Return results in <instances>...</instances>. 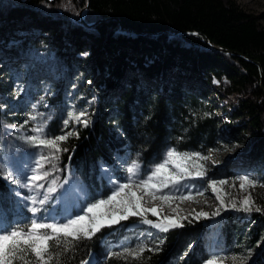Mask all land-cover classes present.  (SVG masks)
Segmentation results:
<instances>
[{
	"label": "rangeland",
	"instance_id": "rangeland-1",
	"mask_svg": "<svg viewBox=\"0 0 264 264\" xmlns=\"http://www.w3.org/2000/svg\"><path fill=\"white\" fill-rule=\"evenodd\" d=\"M221 2L225 6H234L241 17L250 21L264 38V0ZM88 4L89 0L86 6ZM85 14L86 12L84 16ZM32 18H37L33 12L21 15L8 14L0 18V88L4 90L3 95H0V177L8 183L9 192L14 193L27 214V219L18 223L16 229L30 227L34 219L41 223L61 221L66 223L68 218L75 219L77 214L90 218L92 214L81 212V207L86 208L89 203L106 199L119 184L133 185L132 183H138L142 178L147 180L158 165L168 160L167 153L172 151L180 157H192L189 160L173 158L181 169L192 175L180 180L179 183L162 188L159 193L157 187L161 186V182L173 178L169 170L176 173L177 177L185 175V171L173 167V163L170 162L166 170L153 177L150 183L154 186L126 189L129 193H136L137 197L143 196L140 201V211L143 215L129 216L127 220L104 226L92 234L91 237L99 233L98 243L104 248L103 253L108 255L118 251L133 255L141 249L149 248L150 244H159L163 231L154 225L160 220L164 221L158 217H168L178 219L181 224L189 220L205 224V232L199 239V245L206 253L201 264H208L209 261H213L214 264H241L242 260L245 264H264V144L257 141L260 134L253 128L247 113L242 111L241 104L250 105L252 102L253 119L259 117L258 122L262 129L264 111L261 110L259 100L253 93L255 84L239 79L243 70L232 57L237 55H231L209 45L208 48H203L208 52L218 53L227 67L234 68V72L228 68L230 76H227L226 72H219L220 68L216 65L214 73L210 74L211 85L204 86L202 96L200 94L197 96V104L193 109L189 108V111L195 112L192 113L194 120L200 116L199 118L214 124L215 135L209 143L194 148L179 142V145H175L173 139L181 140L182 136L169 137L168 142L171 143L162 148L158 157L145 162L143 150L150 142L147 136H136L135 143H130L132 149L127 146L126 141H121L118 149L111 150L109 162L97 161L94 169L95 179L90 178L89 185L80 177L76 167L71 166V163L63 158L66 151L62 150L55 153L58 159L45 162L40 170L41 173L44 171L50 173L48 177L38 181L43 185L42 188L22 187V184H28L26 177L33 174L36 161L41 156L53 155L49 148L36 147L29 137H58L68 132L72 133L74 124H85L83 121H88L97 103V93L90 86V79L99 77L93 69L89 40L79 52L71 49L66 51L65 45H59L55 41V32L60 30L49 24L48 19H51L49 16L39 13L37 22H33ZM99 21L101 20L92 22L94 25H87L85 21L72 20L69 27L93 30ZM62 31L63 29L60 32ZM119 31L130 37L136 34L122 28ZM182 36V33L171 34L168 41L173 45H183L185 43ZM69 44L70 41H67L66 46H70ZM211 63L218 64L216 60ZM256 65L261 76V66L259 63ZM120 84L127 86L124 81H120ZM81 112L86 115L79 120L76 119ZM54 120L50 127L49 124L51 125ZM169 120L179 133L185 132V123L188 119L179 121L169 116ZM235 127L239 128L234 129ZM33 129L42 131L36 132ZM117 133L121 134V129H117ZM60 148L67 149L62 147L61 143ZM209 164L211 166L206 167ZM129 168H132L133 172L129 173ZM199 172H203V176L195 175ZM240 177H248L255 186L245 184L241 189ZM17 180L20 183H16ZM220 181L225 183L221 185L218 183ZM211 182H217L216 192L209 186ZM50 186L55 188V191L49 192ZM140 191L143 192L140 194ZM189 194H191L189 199L171 198ZM45 195L48 197L47 200L40 204L39 201L44 199ZM161 195L170 198L161 200L159 198ZM217 195L221 197L220 200L217 199ZM32 196L36 197V204L31 203ZM246 197L252 201L250 211L241 208L240 202ZM121 198H124L123 194L118 197ZM198 198H202L206 205L202 203V206L196 208L192 201H198ZM49 201H52L51 205L45 207ZM3 202L8 205L6 193L3 194ZM182 206L185 207V211L182 210ZM32 208L38 211L33 213L30 210ZM152 209L156 210L157 216L152 215ZM115 211L118 212L119 209ZM104 212L105 209H97L98 216H103ZM202 212L208 214L207 218H195L196 214ZM217 212L218 215H213ZM147 215L155 219L152 224L143 222ZM106 219H111V216ZM229 220L239 227L237 234H232V239L227 243L224 224ZM253 222L258 224L256 231L250 229ZM12 230L7 229L0 218V234ZM39 231L64 236L63 233H51V229ZM80 237L84 236L80 234ZM96 257V254L90 253L83 264H99L102 258Z\"/></svg>",
	"mask_w": 264,
	"mask_h": 264
},
{
	"label": "trees",
	"instance_id": "trees-1",
	"mask_svg": "<svg viewBox=\"0 0 264 264\" xmlns=\"http://www.w3.org/2000/svg\"><path fill=\"white\" fill-rule=\"evenodd\" d=\"M89 3L85 22L101 20L92 28L95 32L69 27L72 20H78L87 0H29L26 3L0 0V18L33 12L37 18L32 20L37 22L39 13L49 16L52 27L63 29L55 32V41L65 45L66 51L79 52L89 40L93 69L99 74L97 78H89L90 86L97 93V103L87 124H74L73 134L61 143L67 148L63 158L76 167L87 185L90 178L95 179L97 161L109 162L111 150L118 149L121 141H126L132 149L130 143H135L136 136H147L150 142L143 150V156L148 162L157 158L162 148L171 143L169 137L182 136L181 140L173 139L175 145L183 143L194 148L209 143L214 137V124L200 116L194 120L192 113L195 112L189 108L193 109L197 104V96L203 94L204 86L211 85L210 74L214 73L216 65L220 68L218 71L226 72L227 76H230L228 68L232 72L234 68L227 67L218 53L203 49L208 48V44L199 35L222 49L250 59L232 56L243 70L239 79L255 84L253 93L264 111V38L234 6H225L221 0H89ZM121 28L136 34L130 37L119 31ZM185 32H197L198 35H183V45L168 41L171 34ZM67 41L70 46H66ZM214 60L218 64L211 63ZM255 62L261 66V76ZM120 81L127 86H122ZM3 93L1 87L0 95ZM250 105L242 103L241 109L257 129L260 134L257 141L263 145L264 128H261L258 116L253 119V104ZM169 116L179 121L188 119L185 132L179 133ZM117 129L122 133H117ZM4 193L8 205L3 202ZM51 203L44 206L49 207ZM0 218L7 229L13 230L27 219L18 199L9 192L8 183L1 177ZM231 221L224 224L227 243L239 227ZM182 225L163 232L159 244H150L149 248L133 255L118 251L104 254V248L98 243L99 234L76 240L69 237L66 241L61 238L64 236L53 235L60 242L49 241L51 247L43 261L31 253L15 260L14 264H83L90 253L102 258L99 264H201L206 253L200 247L199 239L205 232V224L189 220ZM252 225L250 229L258 230L256 222Z\"/></svg>",
	"mask_w": 264,
	"mask_h": 264
},
{
	"label": "snow or ice",
	"instance_id": "snow-or-ice-1",
	"mask_svg": "<svg viewBox=\"0 0 264 264\" xmlns=\"http://www.w3.org/2000/svg\"><path fill=\"white\" fill-rule=\"evenodd\" d=\"M86 115L85 113L81 112L76 119H80V117ZM34 119V117H32ZM85 125L87 121H83ZM68 124V121H65V125ZM36 132L42 131V129H33ZM73 133L68 132L64 135L53 137V138H44L37 136L29 137V140L36 146V147H45L52 150V156H41L36 161V168L32 170L33 174L26 177L28 180V184H22V187H29V188H42L43 185L38 183L39 180H42L49 176V172L44 171L40 172V170L44 167L45 162L51 161L52 159H58L55 156V153L60 151H67V149H61L60 143L67 140L69 136ZM168 160L165 163L158 165L152 176H149L147 180L141 179L138 183L130 185V184H119L116 186L111 195H108L106 199H100L94 203H89L86 208L81 207L80 211L84 213H91V217L89 218L87 215L77 214L75 219L68 218L67 222L61 221L60 223H41L37 222V220H33L30 224V227L26 229H14L10 232L5 231L4 234H0V264H14V261L20 259L22 256H28L31 253L35 254L37 260L43 261L45 254L48 253L51 245L49 241L56 239L57 243H59V238L54 237L53 235L49 234L48 232H41L39 230L42 229H51V233H63L65 241L70 237L73 240L79 239L80 234L84 237L90 238L92 234L95 232L100 231V229L104 226H111L112 224H118L121 220H127L129 216H137L143 215L140 211V200L143 199V196L137 197L136 193L132 192L129 193L126 189L130 187H150L154 186L151 185V181L153 177L157 176V174L161 173L162 170L167 169L168 163H173V167L180 169L181 171H185V175L183 176H176V173L171 172L169 170L170 176L173 177L172 179H167L161 182V186L157 187V191H162V188L169 187L170 184L179 183L180 180L188 178V176L192 175V173L187 172L185 169H181L180 165L175 163L173 158L179 160H189L192 159L191 156L187 157H180L179 154L169 151L167 153ZM129 173L133 172L132 168L128 169ZM195 175L203 176V172L196 173ZM7 178V177H6ZM241 189L244 188L245 184H252L255 186L254 182L249 181L248 177H240ZM16 183H20L19 180ZM53 184L55 181L52 182ZM216 183L211 182L210 187L216 192ZM221 185L225 183V181L218 182ZM48 191H55V188L49 187ZM123 194L124 198L118 199ZM148 193H145L147 195ZM47 195H45L44 199L39 201L40 204H44L45 200H47ZM161 200L169 199L170 197L161 195L159 197ZM177 198L180 200L189 199L191 198V194L188 196H179V197H171ZM217 199L220 200L221 197L217 195ZM31 203L36 204L37 200L35 196L30 197ZM241 208L244 211H250L252 206V201L250 198H245L243 201L240 202ZM235 207V205H233ZM97 209H105L103 216L97 215ZM115 209H119V211H115ZM33 213H36L38 209L32 208L30 209ZM260 211V209H257ZM153 216H157V212L155 209L151 210ZM219 213H213V215H218ZM111 216V219H106V217ZM207 213H198L196 214L195 218L205 217L207 218ZM158 219H163L165 223H155V227L163 232H167L170 228L175 227H182L183 225L180 223L178 219H169L168 217H158ZM145 223L152 224L153 221L148 220L147 218L144 219ZM75 226H79L78 228ZM89 228L91 231H89ZM143 251V249H141ZM50 259V257H49ZM208 264H214L213 261H209ZM241 264H245L242 260Z\"/></svg>",
	"mask_w": 264,
	"mask_h": 264
},
{
	"label": "water",
	"instance_id": "water-1",
	"mask_svg": "<svg viewBox=\"0 0 264 264\" xmlns=\"http://www.w3.org/2000/svg\"><path fill=\"white\" fill-rule=\"evenodd\" d=\"M21 1H25V0H21ZM47 1H53V0H47ZM88 8H89V4L84 8V10L80 13V15H79V17H78V19L80 20V21H82V22H84L85 20H84V13L88 10ZM87 25H94V23H88ZM183 35H189V34H194V35H198V33L197 32H185V33H182ZM200 36V38L203 40V41H205V42H207V44L209 45V46H212V47H215V48H217V49H220V50H222V51H224V52H227V53H229V54H231V55H237V56H239V57H241V58H244V59H248L246 56H243L242 54H240V53H237V52H234V51H232V50H229V49H222V48H220V47H217V46H215V45H213L210 41H206V39L203 37V36H201V35H199ZM255 64H258L257 62H255ZM260 68V67H259Z\"/></svg>",
	"mask_w": 264,
	"mask_h": 264
},
{
	"label": "bare ground",
	"instance_id": "bare-ground-1",
	"mask_svg": "<svg viewBox=\"0 0 264 264\" xmlns=\"http://www.w3.org/2000/svg\"><path fill=\"white\" fill-rule=\"evenodd\" d=\"M220 160V159H219ZM204 166V165H203ZM208 166H211V164H209V165H206V167H208ZM173 171V170H172ZM179 177V176H178ZM160 179V178H159ZM156 182H158V181H156ZM159 183H160V181H159ZM143 191H140V194L142 193ZM159 193L161 192V191H158ZM157 192V193H158ZM140 201H142V200H140ZM161 201V200H160ZM192 201V200H191ZM203 199L202 198H198V201H192L193 203H194V205H196V208H198L199 206H202V203H203ZM161 203H162V201H161ZM204 204V203H203ZM163 205H165V204H163ZM204 205H206V204H204ZM182 210H184L185 211V207L184 206H182ZM160 211V210H159ZM162 211V210H161Z\"/></svg>",
	"mask_w": 264,
	"mask_h": 264
}]
</instances>
